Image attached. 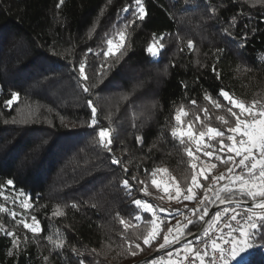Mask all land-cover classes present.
I'll use <instances>...</instances> for the list:
<instances>
[{"label": "trees", "instance_id": "trees-1", "mask_svg": "<svg viewBox=\"0 0 264 264\" xmlns=\"http://www.w3.org/2000/svg\"><path fill=\"white\" fill-rule=\"evenodd\" d=\"M58 2L0 0V184L14 179L15 191L31 197L28 209L12 205L10 189H5L7 202L0 198L17 213L15 219L0 214V225L30 241L26 251L9 257L10 239L0 232V264H79L81 257L70 251L73 246L86 264H130L155 251L154 245L142 243L152 216L135 206V199L156 208L157 223L166 231L177 222L176 209L196 207L203 195L198 191L192 201L163 198L162 188L169 183L186 190L193 171L185 146L171 135L176 112L182 108L187 113L183 124H192L196 131L201 124L225 130L234 126V119L225 111L219 89L248 103L264 102V7H252L245 0H144L147 18L125 27L134 19L123 11L132 0H65L56 9ZM233 16L238 21L234 28ZM120 31L126 34L121 50L125 54L105 57L107 39L118 43ZM153 33L157 40L164 34L159 42L165 48L157 57L145 51ZM81 62L87 65L90 93L82 91L78 70L74 71ZM13 91L19 98L11 108L5 107ZM206 93L224 108L216 109L204 98ZM88 99L97 108L100 126L113 133L111 154L97 143L96 130L87 127ZM218 116L229 123L222 124ZM137 136L142 137L139 144ZM113 156L119 165L112 163ZM203 160L216 164L212 173L230 166L201 156ZM156 169L165 171L153 176ZM133 176L144 184L133 182ZM210 176L200 178L204 188ZM124 179L132 186L130 193ZM153 179L161 183L159 188ZM145 185L147 193L141 191ZM207 206L210 210L213 205ZM32 216L44 229L37 236L39 243L16 223H31ZM189 219L194 223L188 231L194 232L201 222L193 215ZM57 230L69 247L50 254L43 237ZM230 264H264V247L240 253Z\"/></svg>", "mask_w": 264, "mask_h": 264}, {"label": "snow or ice", "instance_id": "snow-or-ice-1", "mask_svg": "<svg viewBox=\"0 0 264 264\" xmlns=\"http://www.w3.org/2000/svg\"><path fill=\"white\" fill-rule=\"evenodd\" d=\"M64 2L65 0H59L55 5L56 9H60ZM245 2L252 7L256 5L264 7V0H245ZM123 11L125 13L130 12L134 18L125 27L135 24L137 21H144L148 16L144 0H132V3L125 6ZM214 12L215 10H213ZM242 14L243 12L241 11L240 15ZM237 23L236 16H233L230 21L231 27H236ZM245 28H247V25H245ZM224 32L226 35H231L227 28ZM152 35L153 40L148 43L145 51L151 57H157L165 48V45L159 42L163 40L164 34H160L159 40L156 39L155 33ZM117 38L118 43L115 42V38L107 39V50L102 53L105 57L109 55L116 56L117 53L122 57L125 54L121 51L125 44V32H118ZM242 38L245 41L247 40L246 32ZM187 44L189 49L193 48L191 39L188 40ZM244 46L241 45V47ZM88 52L90 53L91 49H88ZM117 62H119V57ZM86 67V63L81 62L78 69L74 67V71L78 70V79L81 81L80 87L82 91L90 93L91 89L87 85L89 76L85 71ZM213 71L215 72V67H213ZM216 76L217 79L220 78L219 73H216ZM181 86L187 88V85L183 82H181ZM218 95L226 101L227 107L225 111L234 119V126L222 130L210 124H201V130L196 131L192 124L187 126L183 124L182 118L187 113L182 108L178 110L174 116L177 126L173 128L171 135L185 146L187 156L194 161L191 164L193 170L191 184L186 190H182L177 185L174 193H169L167 185L163 189L165 193H169V199L179 200L182 197L183 200L187 201L196 199L198 191H202L203 195L199 197V205L191 209L185 205L184 209L205 226L201 232H190L188 228L194 221L188 219L187 224L181 225L177 221L174 226H169L164 231L160 224L157 223L159 216L156 208L146 200L135 199L132 203L152 216L150 221L152 227L143 236V245L148 247L154 245L156 251L166 250V259L160 261L156 259L145 260L143 264H230V261L235 260L240 253L247 252L253 247H264V243L260 245L253 243L254 240H264V102L253 100L248 103L238 100L223 88L219 89ZM18 98V92H11L10 98L4 100V106L11 108ZM204 98L214 105L216 109L224 108L211 95L206 93ZM191 103L195 105L196 101L192 100ZM87 105L91 113L87 127L96 130V135L99 138L97 143L111 154L113 133L109 127L100 126L97 108L92 99L87 100ZM204 114L208 116L207 109H204ZM199 119L200 117L197 116V121ZM217 119L224 125L229 123L224 116H218ZM136 141L138 144L141 143L142 137L137 136ZM201 156L209 160L214 158L226 165H230L226 169V174L221 173L219 176H212L213 184H210L207 188L203 187L200 178L203 177L204 180H207V173L215 168L216 164H209L207 169L201 167ZM112 163L119 165L121 161L113 156ZM123 171L127 173L128 169L124 168ZM157 171L165 170L156 169L152 175L154 176ZM131 179L133 182L144 184L142 180L137 181L136 176ZM151 183L157 188L160 187V183L156 179H153ZM123 186L128 189L129 193L131 192L132 186L129 184L128 179L123 180ZM6 188L12 190V205L20 203L25 209L30 207L28 200L31 197L22 190L20 192L15 191L14 179H7L0 184V198L5 202L9 200V197L5 195ZM141 191L147 193V186L145 185L141 188ZM17 197L27 198L17 200ZM208 204H219L223 207L221 210L216 211L211 219H206L209 216ZM73 207H76V205L73 204ZM242 207L243 211L240 210ZM165 211L164 208L159 209L161 213ZM175 213L183 214L180 209H176ZM0 214H7L13 219L17 216V213L12 208L6 207L3 203H0ZM54 215L60 216L62 213L56 212ZM31 220V223H27L20 219L16 220V223L32 233L33 242L39 243L37 236L44 231L43 226L35 216H32ZM0 232H3L5 237L10 239V247L7 250L9 257L26 251L30 242L27 235L21 237L14 231L5 229L3 225H0ZM43 239L50 248V254L61 253L69 247L66 237L59 230L43 237ZM135 248L143 251L140 243H135ZM70 251L77 257H81L79 264H86L83 253H80L76 247H71ZM92 253H95L94 249ZM132 255L135 256L136 252H132ZM43 259L47 262L49 257L44 256Z\"/></svg>", "mask_w": 264, "mask_h": 264}, {"label": "built area", "instance_id": "built-area-1", "mask_svg": "<svg viewBox=\"0 0 264 264\" xmlns=\"http://www.w3.org/2000/svg\"><path fill=\"white\" fill-rule=\"evenodd\" d=\"M222 183V182H221ZM210 184H213V181L210 183ZM171 193H173V192H171ZM199 203L200 202H198V203H196L195 205L197 206V205H199ZM216 206H219V208L217 209V210H215L213 213H212V215L208 218V219H211V217L214 215V213L216 212V211H218V210H221L222 209V205H219V204H216ZM241 211H243V207L240 209ZM183 214H178L177 215V221H179L181 224H184L185 222H187L188 221V219L192 216L188 211H186V210H182L181 211ZM222 215H223V213H222ZM166 218L167 217H165V216H163L162 218H161V220H166ZM201 224H202V228H201V231H202V229H203V227L205 226L202 222H201ZM200 224V225H201ZM222 226V225H221ZM200 231V232H201ZM157 261H160V260H162V259H166V252H164V253H162V254H160L159 256H157L156 258H155ZM152 260V259H151ZM151 260H148V261H151ZM140 264H143V262L142 263H140Z\"/></svg>", "mask_w": 264, "mask_h": 264}, {"label": "water", "instance_id": "water-1", "mask_svg": "<svg viewBox=\"0 0 264 264\" xmlns=\"http://www.w3.org/2000/svg\"><path fill=\"white\" fill-rule=\"evenodd\" d=\"M218 208H219V206L213 205V206L211 207V209L209 210V216L206 217V219H208V218L212 215V213H213L215 210H217ZM201 228H202V224H201V225L198 227V229L195 230L193 233L200 232V231H201ZM189 238H192V237H189ZM164 252H166V250H160V251H156V250H155L154 252L150 253L149 255H147V256H145V257L139 259V260H136V261H134V262H132V263H130V264H140V263L144 262L145 260H150V259H152V258H154V257H156V256H159L160 254H162V253H164Z\"/></svg>", "mask_w": 264, "mask_h": 264}, {"label": "rangeland", "instance_id": "rangeland-1", "mask_svg": "<svg viewBox=\"0 0 264 264\" xmlns=\"http://www.w3.org/2000/svg\"><path fill=\"white\" fill-rule=\"evenodd\" d=\"M212 162H208V161H206V160H203L202 161V163L200 164V166L201 167H203V168H205V169H207L208 167H209V164H211ZM212 170V169H211ZM221 173H225L226 174V171H222V172H219V173H212L211 171L210 172H208L207 173V175H211L210 176V182L209 183H211L213 180H212V176H219ZM162 182H166V180L165 181H162ZM223 183V182H222ZM161 184V183H160ZM170 184V183H169ZM169 184H168V188H169V193H171V192H175V187H173L171 184H170V186H169ZM173 187V188H172ZM164 188H162V191H163V193H164V195H163V198L164 199H166V200H174V199H169V193H165L164 192V190H163Z\"/></svg>", "mask_w": 264, "mask_h": 264}]
</instances>
